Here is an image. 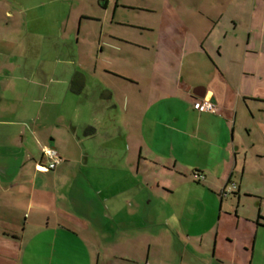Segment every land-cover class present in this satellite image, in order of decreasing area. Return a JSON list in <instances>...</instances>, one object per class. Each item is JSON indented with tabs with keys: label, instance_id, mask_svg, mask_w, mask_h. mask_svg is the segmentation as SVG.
Returning a JSON list of instances; mask_svg holds the SVG:
<instances>
[{
	"label": "crops",
	"instance_id": "crops-1",
	"mask_svg": "<svg viewBox=\"0 0 264 264\" xmlns=\"http://www.w3.org/2000/svg\"><path fill=\"white\" fill-rule=\"evenodd\" d=\"M65 1L0 0V264H264V0Z\"/></svg>",
	"mask_w": 264,
	"mask_h": 264
},
{
	"label": "rangeland",
	"instance_id": "rangeland-1",
	"mask_svg": "<svg viewBox=\"0 0 264 264\" xmlns=\"http://www.w3.org/2000/svg\"><path fill=\"white\" fill-rule=\"evenodd\" d=\"M71 1L75 5H73V4L70 5L69 3H71ZM106 1H107V4L102 3V7L99 6V7H101V9H99L97 7V5H98L97 0H93V1H91V0H70V1L66 0L65 2L61 3V7H60V11H61L60 17L62 18V24L64 25L67 21H69L70 26L71 27L74 26L75 29H77V24H76L74 19H75V17H78V19H79L81 16V13H83V12H86L85 14H87V12H88V14H90L91 16H93L95 18H97L98 16H100L103 19L105 18V16L108 17V28L109 27L114 28V25H112V20L114 19V13L115 12L118 15L117 20H121V21L124 20L125 23L132 22L133 24H141L142 26L143 25H149V23H151L150 18H149L150 16L148 14L139 13L135 10L126 9V8H134L133 7L134 5L137 6L139 1H142V3H144V0H106ZM123 2H125V3H123ZM149 2H150V0H149ZM117 4H118V7H117ZM123 5L126 6V8H123L124 7ZM0 6H1V2H0ZM44 9L47 10V7ZM56 19H55V23H56ZM85 23L86 22H84V24ZM85 25L96 26V24L92 23V22L90 24L86 23ZM76 36H77V32H76ZM63 37L65 38L64 35H63ZM82 37H85V36L82 34L81 38ZM67 42L69 45L67 43H65L63 39L61 41V58H62V60L69 59V57L73 53V50H76L77 54L79 55L84 50V48L87 47V43L85 44L84 42H83V45H78V46H76L75 44L72 45L69 40H67ZM83 54L84 53H82L81 57H83ZM35 58H38L37 54L33 55V59H35ZM97 165L106 166V163L105 162L101 163L99 161V163H97ZM263 167H264V164H263ZM203 194L204 193L199 188L192 187V188L188 189L185 185V187L181 190V192H177L174 202L180 198L179 201L181 203L182 199H183V201H185L188 196H190L193 200L197 201V200H200V197ZM218 196H219V198H221L220 193H218ZM205 197L206 196L204 195V198ZM124 200L126 203L132 202V200L130 198H127ZM183 204H184V202L181 203L180 207H182ZM153 207H155V212H156L157 218H164L170 214V211L166 210L165 204L161 205V204L157 203L156 201H154ZM189 207L192 208L191 205ZM191 214H194L193 216H195L196 218H202L204 216L203 212H201V210L199 211L197 209H194L191 212Z\"/></svg>",
	"mask_w": 264,
	"mask_h": 264
},
{
	"label": "built area",
	"instance_id": "built-area-1",
	"mask_svg": "<svg viewBox=\"0 0 264 264\" xmlns=\"http://www.w3.org/2000/svg\"><path fill=\"white\" fill-rule=\"evenodd\" d=\"M193 109L199 113H212L218 114L216 105L214 102L209 98H197L193 102ZM42 154L43 156L49 161L47 166H40L37 167L39 171H55L63 162L64 159L60 155V153L53 147L44 146L42 147ZM198 179L202 181L204 179L203 176H198ZM235 190V186L228 187L222 193L224 196L227 193H232ZM260 223L264 225V213L260 216Z\"/></svg>",
	"mask_w": 264,
	"mask_h": 264
},
{
	"label": "trees",
	"instance_id": "trees-1",
	"mask_svg": "<svg viewBox=\"0 0 264 264\" xmlns=\"http://www.w3.org/2000/svg\"><path fill=\"white\" fill-rule=\"evenodd\" d=\"M260 216H261V215H260ZM260 216H259V218H258L259 223H260ZM260 225H262V224L260 223ZM262 226H264V225H262Z\"/></svg>",
	"mask_w": 264,
	"mask_h": 264
},
{
	"label": "water",
	"instance_id": "water-1",
	"mask_svg": "<svg viewBox=\"0 0 264 264\" xmlns=\"http://www.w3.org/2000/svg\"><path fill=\"white\" fill-rule=\"evenodd\" d=\"M198 97L203 98V96H198Z\"/></svg>",
	"mask_w": 264,
	"mask_h": 264
}]
</instances>
